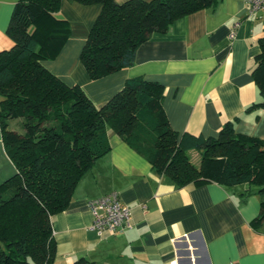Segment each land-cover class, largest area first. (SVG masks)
<instances>
[{
  "label": "crops",
  "instance_id": "crops-1",
  "mask_svg": "<svg viewBox=\"0 0 264 264\" xmlns=\"http://www.w3.org/2000/svg\"><path fill=\"white\" fill-rule=\"evenodd\" d=\"M17 2L0 0V50L13 44L6 31ZM101 9L65 0L58 15L69 21L71 34L57 57L43 60L47 68L79 84L97 106L128 78L162 83L165 112L180 135L217 136L232 121L237 133L264 138V108L254 105L262 96L252 75L264 10L250 13L247 0H219L176 19L166 32H153L132 66L92 79L80 52ZM20 122L11 120V130L22 133ZM109 136L112 149L82 177L69 207L51 217L55 264L81 258L95 264H264V224L252 225L261 210L259 186L209 181L179 187L115 132ZM15 172L0 122V184ZM114 191L132 208L133 226L100 234L90 228L89 200Z\"/></svg>",
  "mask_w": 264,
  "mask_h": 264
},
{
  "label": "trees",
  "instance_id": "trees-1",
  "mask_svg": "<svg viewBox=\"0 0 264 264\" xmlns=\"http://www.w3.org/2000/svg\"><path fill=\"white\" fill-rule=\"evenodd\" d=\"M101 4L80 52L92 79L135 63L138 47L178 18L214 7L219 0H68ZM65 0H18L0 50V122L16 172L0 184V264H55L51 217L66 210L82 177L112 149V130L182 187L215 181L259 186L264 224V138L237 133L232 121L217 136L180 135L164 108L165 87L144 76L128 78L97 106L79 84H69L43 60L62 50L71 25L58 15ZM253 78L264 108V36ZM20 119L22 133L9 128ZM200 153L196 165L190 150ZM73 264H95L81 258Z\"/></svg>",
  "mask_w": 264,
  "mask_h": 264
},
{
  "label": "built area",
  "instance_id": "built-area-1",
  "mask_svg": "<svg viewBox=\"0 0 264 264\" xmlns=\"http://www.w3.org/2000/svg\"><path fill=\"white\" fill-rule=\"evenodd\" d=\"M249 12L264 10V0H247ZM235 30L230 33L231 39L235 38ZM93 214L91 229L100 234H114L120 230L131 228L132 208L122 202L119 193L114 191L101 197L89 200Z\"/></svg>",
  "mask_w": 264,
  "mask_h": 264
},
{
  "label": "rangeland",
  "instance_id": "rangeland-1",
  "mask_svg": "<svg viewBox=\"0 0 264 264\" xmlns=\"http://www.w3.org/2000/svg\"><path fill=\"white\" fill-rule=\"evenodd\" d=\"M11 46H12V45H11ZM11 46H10V47H11ZM10 47H9V48H10ZM60 52H61V51H60ZM59 54H60V53H59ZM59 54H58V55H59ZM58 55H57V56H58ZM44 60H45V59H44ZM9 128H10V125H9ZM10 129H11V128H10ZM189 154H190V156H191V158H192L193 161H197V162H198L199 159H200V157H201V156H200V153H199L197 150H195V149L190 150V151H189ZM197 162H196V163H197Z\"/></svg>",
  "mask_w": 264,
  "mask_h": 264
}]
</instances>
